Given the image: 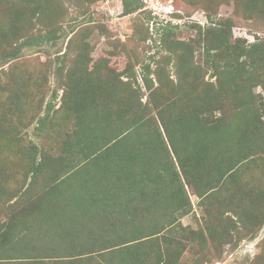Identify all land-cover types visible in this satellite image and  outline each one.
Instances as JSON below:
<instances>
[{"label": "trees", "instance_id": "obj_1", "mask_svg": "<svg viewBox=\"0 0 264 264\" xmlns=\"http://www.w3.org/2000/svg\"><path fill=\"white\" fill-rule=\"evenodd\" d=\"M183 1L204 10L209 24H189L193 34L185 38L175 34L177 25L160 29L153 42L161 57L140 66L144 95L134 86V64L115 72L108 60L92 63L84 41L91 16L64 31L62 0H0V66L24 49L66 40L45 105L44 98L34 105L22 86L47 83L46 73L13 77V85L0 76V264H172L166 246L174 238L165 231L172 215L185 214L191 194L213 212L211 239L235 235L232 248L255 239L264 224V97L253 90H264V37L247 42L232 28L234 17L264 28V0H233V19L214 22L218 4L228 0ZM121 2L124 16L142 7ZM151 36L145 28L142 41ZM29 129L36 142L21 133ZM82 166L93 168L85 191L100 230L35 242L20 223L36 213V185L50 192L49 184ZM136 199L155 209L143 211ZM252 264H264V252Z\"/></svg>", "mask_w": 264, "mask_h": 264}, {"label": "rangeland", "instance_id": "obj_2", "mask_svg": "<svg viewBox=\"0 0 264 264\" xmlns=\"http://www.w3.org/2000/svg\"><path fill=\"white\" fill-rule=\"evenodd\" d=\"M139 2L142 5L140 10L124 16L122 15L121 0H98L92 4H87L83 0H62V5L66 10L62 20L63 30L68 31L70 26L74 28L72 30L78 29L91 16L93 20L89 29L91 32L84 37V41L92 48L90 53L92 63L98 60H108V66L115 72L124 71L128 62L134 64V70L138 72L137 82L134 86L141 87L142 92L146 95L139 73L140 66L142 63H149L151 55L157 59L161 57L162 53L153 42L160 35V29L167 24L177 25L178 29L174 31L175 34L179 38H185L193 34L187 28L189 24L204 27L209 24L210 20L204 10L194 8L183 0H139ZM2 11L3 6L0 9V20H2ZM233 13L234 1L228 0L227 3L218 4L216 14L212 15L211 19L213 22L225 18L233 19ZM234 21L232 28L234 38H244L247 42H253L255 35L264 37V28L261 24L235 17ZM145 28H148L152 39L143 42ZM65 44L66 40L61 38L52 46L45 44L39 49H24L16 60L5 66H0L2 80L9 79L10 85H13V77H17L19 80L31 75L36 80L35 75L46 73L47 83L42 81L43 84L37 85L38 82L34 81L36 84L25 83L22 86L23 91L29 90L31 93L30 99H33L34 105H37L41 98H44L43 105H45L49 102L52 90L56 87L52 76L55 69L53 60L64 52ZM69 57L72 58V52ZM137 59L140 61H138L139 63H136ZM88 69L91 70V65ZM168 71L169 68L166 73ZM208 76L209 74L206 79ZM253 91L264 97V90L261 87H256ZM61 94V91L57 92V98L53 102L55 106L59 105ZM145 99L144 96L142 100L145 101ZM43 105L40 108V113H43ZM38 109L37 107L33 112H37ZM21 133L23 136L27 134L25 136L28 139L36 142L31 129L22 130ZM91 172H93L91 166H82L76 173L72 174L71 172L61 177L56 184H49L50 192H46L45 189L40 191L39 188H43L44 184L38 183L36 186H38L37 195L39 197L36 213L26 217L20 223V228H25L30 236L34 235L32 239L36 240L35 242H46L48 245L55 244L58 241V236L62 240L70 238L69 233H72V230L99 231L100 226L92 220L95 209L88 204L92 201L88 197L90 194L85 191L91 183L89 180ZM85 178L88 179L86 182L81 181ZM188 199L189 207L185 214L177 212L172 215L171 220L174 218L176 221L173 222L169 231H165L167 235L174 238L173 242L166 246L172 258L175 259L172 264H252L254 257L264 252V224L260 230L254 233L255 239H243L237 248H232L235 235L228 239H219L217 236L211 239L207 234L210 227L215 226V220L212 219L213 212H208V206H204L201 198L191 194ZM135 201L143 211L149 212V210L155 209L152 204L148 208L143 207L142 202L147 200L136 199ZM161 207L166 209L168 204ZM5 219L2 216L1 223H4ZM6 228L9 232L10 227H4V229ZM27 231L24 232L26 240L28 239L26 238ZM192 237L194 239H191ZM5 242L8 243L5 244L8 247L10 243Z\"/></svg>", "mask_w": 264, "mask_h": 264}]
</instances>
